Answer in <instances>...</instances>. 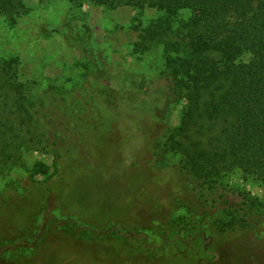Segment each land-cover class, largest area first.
Masks as SVG:
<instances>
[{
	"label": "rangeland",
	"instance_id": "1",
	"mask_svg": "<svg viewBox=\"0 0 264 264\" xmlns=\"http://www.w3.org/2000/svg\"><path fill=\"white\" fill-rule=\"evenodd\" d=\"M24 3L29 13L0 23V57H17L22 80L35 82L42 99L74 94L78 129L55 130L56 148L42 143L0 166V264H264V231L219 232L177 157L161 149L182 103L163 97L145 106L137 98L130 125L124 100L140 78L135 86L130 79L144 77L147 91L157 92L168 78L167 53L184 55L145 40L161 14L67 0ZM223 182L264 197L240 172Z\"/></svg>",
	"mask_w": 264,
	"mask_h": 264
},
{
	"label": "trees",
	"instance_id": "2",
	"mask_svg": "<svg viewBox=\"0 0 264 264\" xmlns=\"http://www.w3.org/2000/svg\"><path fill=\"white\" fill-rule=\"evenodd\" d=\"M109 10L130 7L161 14L147 41L165 42L169 74L164 88L148 92L144 77L127 89L123 107L136 117L134 103L152 106L163 97L182 103L179 123L169 127L162 150L177 157L178 167L210 206L219 232L239 227L264 231V197L232 189L223 180L232 172L253 178L264 190V0H67ZM24 0H0V23H15L29 13ZM184 14V18L180 15ZM176 38L168 42L166 38ZM130 77V76H129ZM128 80V79H127ZM35 82L22 80L17 57H0V166L14 163L42 143L56 148L55 130L78 129L68 91L50 99L34 94ZM83 91L75 93L87 112ZM89 106V104H88Z\"/></svg>",
	"mask_w": 264,
	"mask_h": 264
}]
</instances>
